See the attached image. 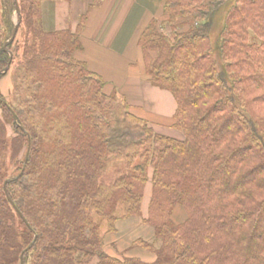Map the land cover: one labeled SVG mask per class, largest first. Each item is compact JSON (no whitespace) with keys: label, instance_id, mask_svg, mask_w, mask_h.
<instances>
[{"label":"trees","instance_id":"obj_1","mask_svg":"<svg viewBox=\"0 0 264 264\" xmlns=\"http://www.w3.org/2000/svg\"><path fill=\"white\" fill-rule=\"evenodd\" d=\"M45 1L74 0H17L16 34V1L0 8V264H264V0H164L140 32L183 138L79 56L107 0L76 30L47 29ZM125 221L146 227L120 249Z\"/></svg>","mask_w":264,"mask_h":264},{"label":"crops","instance_id":"obj_2","mask_svg":"<svg viewBox=\"0 0 264 264\" xmlns=\"http://www.w3.org/2000/svg\"><path fill=\"white\" fill-rule=\"evenodd\" d=\"M75 1L76 0L72 2L74 6ZM129 2L130 0H107L102 7L98 8L92 14L82 33L84 51L79 55L82 59L88 61L90 67L94 71L104 77L110 89L116 86L121 93L125 91L126 86L131 81L134 82L133 79L136 78L134 76L138 74L142 77L141 80L143 84L141 86L143 88L146 86L145 84H147V82L151 83L145 72L141 60V52L137 45L140 32L146 26L148 20L143 23V17L133 19L132 16V18H130L133 8L130 6ZM163 2L164 0L160 1V3ZM91 3L92 0L79 1L81 16L85 13L84 11H87L86 9ZM59 6L61 11L66 8L63 2L49 3L46 6V25L48 29H64L68 27H66L65 22L59 18ZM149 8V5L145 4L139 10H136V12ZM109 15L113 16L111 17L112 19L108 21L107 16ZM81 16L79 17V22ZM99 16H101V18L98 20ZM79 22L75 26L74 24H70L69 28L76 30ZM96 57H98L97 63L95 61ZM134 65H136V67H134ZM149 90L151 92V97L157 100V103L154 105L155 109L153 107L149 109L148 100L144 96H141V98L143 97V100L146 101L147 104L133 101L129 96H127V98L133 106L141 108L146 117L153 124L168 126L173 120L176 112V100L174 102L169 95L163 92L160 93L159 98V93L155 88L149 87ZM125 223H127V221L120 223L121 229ZM127 239L128 237L124 236L123 243L121 244L119 241L118 247L120 249L126 248ZM131 253L139 256L144 255V253L139 250H133Z\"/></svg>","mask_w":264,"mask_h":264},{"label":"rangeland","instance_id":"obj_3","mask_svg":"<svg viewBox=\"0 0 264 264\" xmlns=\"http://www.w3.org/2000/svg\"><path fill=\"white\" fill-rule=\"evenodd\" d=\"M79 1L81 2L82 0H76L75 1V6L72 3L73 1L72 2L57 1L59 3L60 2L65 3L66 8L61 11V8L59 6L58 14H59V18L62 19V21L65 22V24H66L65 26L66 27L68 26L67 28L70 27V24H74V26H75L79 22V17L81 16L80 15ZM160 1L161 0H130V2H129L130 6L133 8V12H131L132 15L130 14L131 15L130 18H132V16H133V19H136L138 17H143V23H144V22H146V20L149 21L150 18L155 16V15H159V14L161 15L160 11H161V9L163 7V3H160ZM49 3H55V2L45 1L43 3L44 26L47 29H48V27L46 25V16H47V8H46V6ZM120 3H121V1H120ZM1 4H2V0H0V8H1ZM145 4L149 5L150 8L147 9V10H143L142 9L141 11H137L136 12V10H139ZM84 12H86V11H84ZM11 15H12L11 19H12L13 24L15 25V27L18 26V29H19V22H18L16 11H13V14H11ZM112 16L113 15L107 16L108 21H109V19L110 20L112 19L111 18ZM161 17H163V15H161ZM100 18H101V16L98 17V20ZM222 18H223V15L221 13H219L216 16L215 24L218 25V27L215 28V31H217V32L219 30L218 29L219 26L222 24ZM162 29L165 32H167L169 35H173V32L170 29V24L169 23H167V25L163 26ZM17 31H16V33H17ZM18 38H20V36ZM14 40H15V38H14ZM14 49L11 50L12 54H14ZM95 61H96V63L98 62V57H96ZM134 67H136V65H134ZM134 77H136L135 79H133L134 82L131 81L126 86L125 91L122 92L126 96H129V98H131L133 101L147 104V102L143 100V97L141 98V96H144L148 100L149 109H152V107L154 108V105L157 103V100H155L153 97H151V92L149 90V87H152V88H155L156 91H158L159 98H160V93L163 92L166 95H169V97H171V99H173V101L175 102L174 97L167 90L161 89L160 87L154 85L153 83H149V82H147V84H145L146 86L143 88L141 86L143 84V81L141 80L142 77L139 74L137 76H134ZM11 87H12V81H11V77L10 76H7L3 80H1V82H0V92H4L7 97L9 95V91H10ZM109 89H110V86L108 85V89L107 90H109ZM175 104H176V102H175ZM0 114H2L1 107H0ZM6 123H7L8 131L10 132V134H13V128H12L11 120L10 119H6ZM154 126L156 127V130L159 133L170 135V136H173V137H176V138H183L184 137L183 132L181 130L176 129V128H172L170 126H165V125H159V124H154ZM152 175H153V169L149 173V182L147 183V188H146V191H145V197H144V203H143V213L145 212L144 213V217H147L148 212H149V204H150V199H151V194H152ZM145 227L146 226H142L141 225V222L134 223V221H130V222H127V223L123 224V228L121 229L122 232L120 233L121 236H118V239H120V243L121 244L123 243V237L124 236H127L128 239H130V238H132V237H134L136 235L141 234ZM128 239H127V242L129 241Z\"/></svg>","mask_w":264,"mask_h":264},{"label":"water","instance_id":"obj_4","mask_svg":"<svg viewBox=\"0 0 264 264\" xmlns=\"http://www.w3.org/2000/svg\"><path fill=\"white\" fill-rule=\"evenodd\" d=\"M16 1V9H15V11H16V14H18L19 12H20V7H19V4H18V2H17V0H15ZM18 30V26H16L15 27V34H16V31ZM15 34L6 42V44H5V49L7 50V51H9L8 50V44H10L11 42H13V40H14V38H15ZM10 54H11V56L13 55L12 54V52L10 51ZM8 68H9V66L7 67V68H5L3 71H2V73H4V72H6L7 70H8ZM26 161H27V157H26ZM9 200L11 201V199L9 198ZM12 202V201H11ZM13 203V202H12ZM14 207L16 208V210H17V212L18 213H20V211H19V209L17 208V206L16 205H14ZM21 258H22V264H24V260H23V253H22V255H21Z\"/></svg>","mask_w":264,"mask_h":264}]
</instances>
